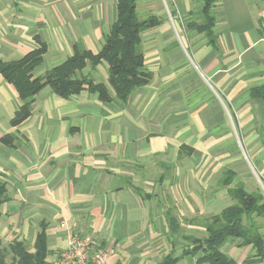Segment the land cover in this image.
Listing matches in <instances>:
<instances>
[{
  "label": "crops",
  "instance_id": "obj_1",
  "mask_svg": "<svg viewBox=\"0 0 264 264\" xmlns=\"http://www.w3.org/2000/svg\"><path fill=\"white\" fill-rule=\"evenodd\" d=\"M193 5L174 0V15L199 68L184 62L170 24L157 15L160 23L142 36L151 77L123 104L101 102L87 90L65 99L44 87L31 97L30 115L12 125L22 100L0 74L3 244L19 239L32 248L43 226L51 259L72 229L91 235L96 249H112L108 264H158L168 252H181L167 217H207L233 201L227 189L241 182L224 110L233 130H244L247 144L264 151V100L251 93L264 85V0H219L215 44L203 33L187 34ZM115 18V0H0V61L44 44L33 70L40 76L76 46L97 53ZM80 75L106 83L107 66L88 63ZM205 155L225 175L208 190L212 182H205L200 205L198 159ZM226 171L233 174L228 186ZM259 172L264 176V159ZM257 221L264 236V217ZM223 251L237 264H264L245 261L254 252L250 245L233 242ZM176 264H195V257Z\"/></svg>",
  "mask_w": 264,
  "mask_h": 264
},
{
  "label": "trees",
  "instance_id": "obj_2",
  "mask_svg": "<svg viewBox=\"0 0 264 264\" xmlns=\"http://www.w3.org/2000/svg\"><path fill=\"white\" fill-rule=\"evenodd\" d=\"M218 1L200 0V10L190 12V16L197 14L198 20L191 19L186 24L189 31L203 33L212 44L216 41L213 33L216 20L213 9ZM115 7V21L104 34L101 49L97 53H91L81 45L76 46L72 55L35 77L33 70L43 59L46 51L44 44L21 58L0 61V74L6 82L12 84L22 100L10 120L12 125L21 123L30 115L31 97L44 87H49L55 95L65 99L87 90L101 102L118 101L123 104L135 89L148 83L151 74L145 66L142 36L147 30L156 27L161 20L153 13L140 16L138 0H115ZM102 62L107 66L106 83L94 82L92 78L80 75L88 63L95 67ZM251 93L264 100V85L252 89ZM225 173L227 176L222 182L228 186L233 174L227 171ZM227 192L233 201L218 213L204 217L202 236L184 233L180 235L177 218L167 217L171 227L170 235H176L184 244L180 254L170 251L158 264H176L184 255L195 257V264H237L233 257L223 251L226 244L233 242L237 246L252 247L254 252L246 258L247 263L264 259V236L259 231L257 221L264 217L263 193L260 190L247 192L240 184L229 187ZM7 200L6 185L0 181V207ZM195 219L185 221L193 222ZM50 254L43 226L37 232L32 248L23 240L13 239L3 244L0 238V264H50Z\"/></svg>",
  "mask_w": 264,
  "mask_h": 264
},
{
  "label": "rangeland",
  "instance_id": "obj_3",
  "mask_svg": "<svg viewBox=\"0 0 264 264\" xmlns=\"http://www.w3.org/2000/svg\"><path fill=\"white\" fill-rule=\"evenodd\" d=\"M200 1V0H199ZM193 12H198L200 10V2L196 4L195 0H193ZM175 6H174V0H138V12L140 16L145 17L148 14L156 13V15L167 19L168 23L170 24L173 33L175 34L176 41L179 43L184 56L186 60L184 62L189 63L190 68H199L197 66L194 55L192 54V49L190 47V44L188 43V40L183 36V34L177 29V20L175 19L174 15ZM197 14H193L189 17V20L194 19L198 20ZM179 19V18H177ZM181 25V24H180ZM176 26V27H175ZM191 31H188L190 33ZM146 34V32L144 33ZM196 73L200 76V71H197L194 69ZM203 75V73H201ZM203 77V76H202ZM205 77V76H204ZM202 79V78H201ZM207 79V78H206ZM210 83V80H209ZM214 87V86H213ZM224 114L226 117V126H230L229 129H231L232 137H229L228 140H231L233 143V147L231 148L233 155L237 157V166L238 169L237 172V178L240 180V185L245 187L246 191H254V190H260L264 195V176L259 172L260 164L262 163L264 159V151H255L254 147L247 144V141L244 138V130H240L238 127L235 129L231 124L230 116L227 113V110H224ZM224 129V127H222ZM220 129L219 131H221ZM236 131V132H235ZM236 133V134H235ZM261 141V135L260 137L254 139V142L257 143ZM264 149V147H263ZM212 153H209V156H211ZM208 155L201 156L198 166V176L200 179V185L197 186V191L200 194L199 197V204L201 205L203 203V196H205L206 186L205 182L209 180V182H212V185H207V190L215 186L214 184L216 179H223L224 175L222 172L219 173V169L216 168L215 165H213L212 161L208 159ZM216 161L218 164H224L225 159L222 154H219V156L216 157ZM171 171V168L168 170ZM202 182V183H201ZM194 187V186H193ZM185 188V185H183V189ZM201 210V209H200ZM204 216L206 214H200L197 219H195L193 222H186L184 217H179V228H180V235L181 234H187L192 236H202L204 234L203 227H202V221L204 219ZM188 224H194V228H190ZM201 224V225H200ZM177 244H184V241L181 239H177ZM243 251V250H242Z\"/></svg>",
  "mask_w": 264,
  "mask_h": 264
},
{
  "label": "built area",
  "instance_id": "obj_4",
  "mask_svg": "<svg viewBox=\"0 0 264 264\" xmlns=\"http://www.w3.org/2000/svg\"><path fill=\"white\" fill-rule=\"evenodd\" d=\"M111 253L112 249H96L91 235L68 229L66 246L53 255L50 264H108Z\"/></svg>",
  "mask_w": 264,
  "mask_h": 264
}]
</instances>
